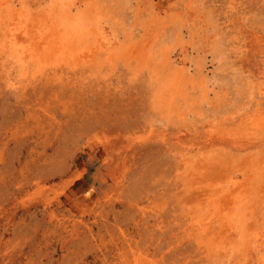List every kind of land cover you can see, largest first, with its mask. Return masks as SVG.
I'll return each mask as SVG.
<instances>
[{
  "label": "rangeland",
  "instance_id": "374dc122",
  "mask_svg": "<svg viewBox=\"0 0 264 264\" xmlns=\"http://www.w3.org/2000/svg\"><path fill=\"white\" fill-rule=\"evenodd\" d=\"M0 8V264H257L264 0Z\"/></svg>",
  "mask_w": 264,
  "mask_h": 264
},
{
  "label": "bare ground",
  "instance_id": "6f19581e",
  "mask_svg": "<svg viewBox=\"0 0 264 264\" xmlns=\"http://www.w3.org/2000/svg\"><path fill=\"white\" fill-rule=\"evenodd\" d=\"M8 2V1H7ZM71 3H72V1H70ZM70 4V3H69ZM11 8V7H10ZM9 8V9H10ZM0 10H1V8H0ZM8 10V9H7ZM11 12H12V9L10 10ZM10 14V13H9ZM4 15V14H3ZM3 15H2V17H3ZM94 15V14H93ZM11 16V15H10ZM5 18V17H4ZM13 18H14V16H13ZM85 18V17H84ZM8 19V18H7ZM6 19V20H7ZM1 20H3L2 18H1ZM0 20V21H1ZM11 20V19H10ZM14 20V19H13ZM82 20V19H81ZM78 21H80V20H78ZM77 21V23H79V24H81L80 22H78ZM13 22H15V20L13 21ZM12 22V23H13ZM83 22H85V21H83ZM15 23H17V22H15ZM82 24H84V23H82ZM86 25V24H85ZM84 25V26H85ZM79 26V25H78ZM83 26V25H82ZM86 26H88V25H86ZM80 27H81V25H80ZM0 28H1V26H0ZM79 28V27H78ZM86 28H88V27H86ZM53 29V28H52ZM76 28H74V30H75ZM81 29V28H80ZM80 29H79V31H80ZM85 29V28H84ZM26 31V30H25ZM55 31V30H54ZM83 32V31H82ZM81 32V33H82ZM85 32V31H84ZM26 33V32H25ZM47 33V32H46ZM79 33V32H78ZM81 33H79V35L81 34ZM103 33H104V31H103ZM48 34V33H47ZM75 34H77V32L75 33ZM83 34V33H82ZM52 35V34H51ZM65 35V34H64ZM78 35V36H79ZM116 35V34H115ZM63 36V35H62ZM105 36H106V34H105ZM114 36V35H113ZM11 37H13V36H11ZM57 37H61V36H57ZM103 37V36H102ZM111 37V36H110ZM58 38V39H59ZM9 41H10V39H8ZM13 40V39H12ZM63 40V39H62ZM69 40V39H68ZM68 40H66V41H68ZM65 41V40H64ZM66 41L64 42V43H66ZM16 42V41H15ZM115 42H116V39H115ZM111 44V43H110ZM12 45H13V43H12ZM3 48V47H2ZM237 48V47H236ZM4 49V48H3ZM246 51V50H245ZM15 54H16V52H15ZM14 54V55H15ZM23 54V53H22ZM9 55V54H8ZM91 56H93L92 54H91ZM11 58V57H10ZM23 59V58H22ZM257 59V58H256ZM260 59V60H259ZM259 59H257V62H256V64H255V73L254 74H252L251 76H247L248 77V79H247V82H248V86H247V88H248V93H249V95H250V98H251V95L254 93V92H256V93H258V95L259 94H263L264 93V84H263V82L261 81V78L264 76V57L262 56V58H259ZM18 60H21V58L19 57L18 58ZM254 62H255V60H254ZM253 62V63H254ZM250 67V66H249ZM254 67V66H253ZM250 69V68H249ZM251 70V69H250ZM246 71V70H245ZM171 77H169V80H168V82H167V85H166V89H167V91H172V90H176V89H178L179 91L180 90H182L181 89V86H183V84L185 83V77L186 76H184L183 74H171L170 75ZM255 76V77H254ZM236 81V80H235ZM192 87V86H191ZM52 88V87H51ZM193 89V88H192ZM192 92V91H191ZM204 94V93H203ZM261 96V95H260ZM202 98H203V100H206V93L202 96ZM248 104V103H247ZM247 115V114H246ZM245 124L247 125V127L249 128V132L247 133L248 135H247V139L248 140H242V141H240V140H235L236 141V143L238 142V144L241 146V147H244V148H247V147H250V146H252V145H254L256 142H254L253 140H255V141H257V140H262L263 138H264V113H259L258 112V114L255 116V117H252V116H250V115H248V116H246V118H245ZM214 133V132H213ZM219 134V133H218ZM226 134V133H225ZM211 135L212 134H210V135H208V136H210L211 137ZM216 135V134H215ZM219 135H221V134H219ZM218 136V135H217ZM204 137V136H203ZM232 137H234V135L232 136ZM209 138V137H208ZM215 138V137H214ZM234 139V138H233ZM177 140V139H176ZM232 140V139H231ZM210 144V143H209ZM197 146V145H196ZM237 146V145H236ZM264 156V155H263ZM263 158V157H262ZM261 164V163H260ZM260 164H259V166L258 167H261L260 166ZM262 168H264V163H263V165H262ZM234 183V182H233ZM242 222V221H241ZM229 226H231V225H229ZM235 228H239L240 229V233L242 234V232H243V226L242 225H236L235 226ZM201 229V228H200ZM231 229V228H230ZM242 229V230H241ZM247 232V231H246ZM244 233H245V230H244ZM256 234V233H255ZM260 236H261V233H260ZM260 236H258V237H256L255 238V240L253 241L254 242V245H253V251L251 252V253H254V255H256L257 256V264H264V234H263V236L262 237H260ZM197 240V239H196ZM251 241V240H250ZM247 249V248H246ZM233 251V250H232ZM250 253V254H251ZM215 254H217V253H215ZM232 254V253H231ZM212 256V255H211ZM255 257V256H254ZM221 260V259H220Z\"/></svg>",
  "mask_w": 264,
  "mask_h": 264
}]
</instances>
